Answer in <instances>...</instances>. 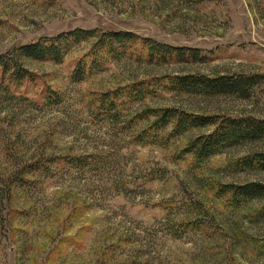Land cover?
Returning a JSON list of instances; mask_svg holds the SVG:
<instances>
[{
    "label": "rangeland",
    "instance_id": "rangeland-1",
    "mask_svg": "<svg viewBox=\"0 0 264 264\" xmlns=\"http://www.w3.org/2000/svg\"><path fill=\"white\" fill-rule=\"evenodd\" d=\"M76 29L132 33L201 55L154 65L135 62L133 46V57L111 58L81 81L77 63L93 41L71 46L60 63H25L30 78L12 89L25 100L0 104V264H264V198L235 205L223 192L264 185V171L242 165L264 142L198 163L184 151L213 126L168 136L171 125L153 131L155 118H141L169 109L264 120V0H0V54ZM183 75L257 76L260 84L249 99L166 89ZM143 82L153 93L128 101ZM50 90L58 103H46ZM114 92L121 121L134 120L123 132L99 111ZM139 134L154 141H136ZM40 156L105 159L81 173L56 160L63 168L53 178L7 185L19 160Z\"/></svg>",
    "mask_w": 264,
    "mask_h": 264
},
{
    "label": "trees",
    "instance_id": "trees-1",
    "mask_svg": "<svg viewBox=\"0 0 264 264\" xmlns=\"http://www.w3.org/2000/svg\"><path fill=\"white\" fill-rule=\"evenodd\" d=\"M90 41H93L91 49L77 63L78 72H75V74L79 79L76 81L82 80L85 75L84 71L86 72V70L95 71L102 69L111 58H117L118 56L133 57L131 52L133 46L137 47L136 52L140 55L138 57L136 56L137 54L134 56L135 60H137L135 62L145 61L154 65L172 63L174 61L194 62L201 55V51L198 49L173 47L149 39L138 38L132 33L109 32L97 34L95 30L76 29L55 37L42 38L35 43L13 48L4 54H0V104L5 105L14 100H25L21 94L18 95L12 89H20L23 82L30 78L31 74H29L25 67L26 62L50 61L60 63L71 46ZM259 79L257 76L210 77L205 75H183L170 77L166 89L175 94L190 96H229L238 99H249L253 95L256 86L260 84ZM140 84L142 86L140 88L132 86L131 90L129 89L128 96L126 97L128 101H142L153 93L148 88L149 84L144 82ZM117 93H113L112 100L108 103L110 106L108 107L107 105V108H102L99 111L102 113V116L108 118L114 125H121L120 130L123 132L129 125L134 123V120L133 118L127 120V116H123V120L121 121V112H119L120 110L115 102L118 97ZM45 99L47 104L58 103V94L56 95L54 91L50 90L45 94ZM142 114L144 116H141V118L145 121L147 120L146 117L152 116L155 118V121L150 126L153 131L164 130L171 125V132L168 133V136H179L191 129L213 126V130L208 135L199 136L191 141L184 151L186 154L193 155L198 163L236 145L264 142L263 119L251 117L218 119L217 117L177 113L169 109L159 111L152 109L145 110ZM141 134L134 139L142 143L143 141H148V139L154 141V138H149L148 135L146 138H142ZM36 159L37 161L34 163L19 160V164L16 161V164H19V166L9 176L11 180L8 181L7 185H27L30 182L25 177L30 175H37L38 178H53L56 176L57 171H62L61 168H63L55 163L56 160H62L61 163L68 165L70 170L81 173L87 169L89 171L98 170L99 163H103L105 158L103 156L101 158L97 156H63L58 158L40 156ZM242 165L264 171V150L245 157ZM225 190L223 192L231 194L232 203L235 205L248 200L264 198V185L262 184L249 183L241 186L227 187Z\"/></svg>",
    "mask_w": 264,
    "mask_h": 264
}]
</instances>
